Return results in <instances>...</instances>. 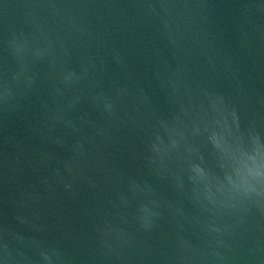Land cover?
<instances>
[{
	"label": "water",
	"instance_id": "95a60500",
	"mask_svg": "<svg viewBox=\"0 0 264 264\" xmlns=\"http://www.w3.org/2000/svg\"><path fill=\"white\" fill-rule=\"evenodd\" d=\"M0 264H264V0H0Z\"/></svg>",
	"mask_w": 264,
	"mask_h": 264
}]
</instances>
